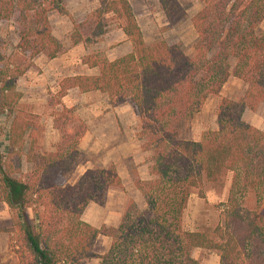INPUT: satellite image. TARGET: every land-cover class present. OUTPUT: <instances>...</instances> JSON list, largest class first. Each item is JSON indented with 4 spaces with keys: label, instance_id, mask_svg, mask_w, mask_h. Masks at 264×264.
Wrapping results in <instances>:
<instances>
[{
    "label": "trees",
    "instance_id": "trees-1",
    "mask_svg": "<svg viewBox=\"0 0 264 264\" xmlns=\"http://www.w3.org/2000/svg\"><path fill=\"white\" fill-rule=\"evenodd\" d=\"M96 1L88 21L91 34L101 35L103 17L112 14L131 51L113 60L83 58L98 73L60 80L55 103L62 110L53 122L61 127L72 111L61 103L71 88L104 93L112 104L128 100L139 120L140 148L150 154L151 178L134 180L148 215L129 198L116 226L94 227L82 220L89 202L102 205L109 188H123L112 164L85 170L75 185L56 183L80 162L77 144L84 131L63 128L62 141L39 156L37 171L17 176L20 151L27 140L32 150L39 130L33 115L17 108L21 94L15 80L31 63L24 65V53L30 60L39 53L52 59L61 51L47 14L65 11L62 0H0V19L16 17L20 27L18 50L8 56L0 51V113L9 121L7 151H0V202L15 211L12 226L4 230L14 264H82L92 258L99 264H202L192 256L194 249L217 252L218 264H264V210H259L264 199V131L242 119L244 109L264 101V32L258 30L264 0H204L191 18L197 35L191 57L165 40L147 44L129 0ZM158 3L170 25L186 17L179 0ZM76 35L75 29L74 43ZM228 57L234 59L231 74L246 84L243 97L222 99L217 130L199 141L181 139L179 122L219 92L228 76ZM228 173L220 222L206 230L184 229L190 195L198 191L203 196L206 183L218 184ZM250 194L255 198L252 207L243 200ZM99 235L109 237L110 245L96 255L92 247Z\"/></svg>",
    "mask_w": 264,
    "mask_h": 264
},
{
    "label": "rangeland",
    "instance_id": "rangeland-1",
    "mask_svg": "<svg viewBox=\"0 0 264 264\" xmlns=\"http://www.w3.org/2000/svg\"><path fill=\"white\" fill-rule=\"evenodd\" d=\"M129 2L147 44L165 40L169 44L179 45L189 57L193 56V46L197 40V35L192 27L191 18L204 6V0H179L186 12V17L173 26L168 23L158 0H129ZM97 5L96 0H62L65 13L51 10L47 14L51 34L62 45L61 51L56 56L62 58V61L56 65H60L58 70L61 75L56 78L49 72L45 73L44 70L38 69L34 71V75L36 74V77L44 75L43 81L46 87L43 90L38 88L34 92V98L27 95L29 92L22 91L24 96L19 101L17 108L23 114L33 115V123L39 131L38 139L32 150H29V141L27 140L20 151L22 165L21 173L17 176L26 177L37 171L39 156L43 152L53 151L54 146L62 141L63 128L71 129L76 134L84 131L77 144L81 159L79 163L88 161L90 168L105 167L112 164L118 170L119 176L123 178H121L123 191L121 188H109L107 190L104 203L101 205L104 210L109 213L112 209L120 208L122 202H125L123 212L128 199L132 198L138 208L145 215H148L143 197L134 186V180L136 178L141 179V174H147L148 179L151 178L149 174L150 154L140 148V142L136 137L139 120L128 100L112 104L106 94L98 91L86 95H80L76 90L69 91L61 99V103L72 108V111L67 113L68 117L65 118L61 127L57 128L53 122L54 117L61 116L62 106L55 103L58 98L60 80L69 74L91 75L86 73V69H83L85 67L79 65L83 58L97 55L100 58L113 60L131 51L130 42L122 33L112 14L103 17L104 32L101 35L94 36L91 34L93 24L88 23V21ZM16 19V17L0 19V51L7 56L18 50L20 27ZM75 29L77 30L75 36L78 40L77 43H74L72 39V33ZM258 30L264 32V20L258 24ZM27 56L28 52L24 53L22 58L24 65L31 62ZM45 57L48 58L46 55ZM226 61L228 76L219 92L208 95L196 112L179 122L178 130L181 139L199 141L207 132L217 130V113L222 99L238 101L243 97L246 84L231 74L234 59L228 57ZM56 66L53 65L52 68ZM95 70L98 73V68ZM25 84V82L20 84L21 89L25 88ZM242 119L264 131V101L258 104L255 109H244ZM77 127L80 129L78 130ZM8 128L9 121L6 113H0V151L3 153L7 151ZM113 161L117 164L114 165ZM65 178L66 176H58L56 183L68 185L64 184ZM230 179L231 174L228 173L218 184L206 183L203 186V196L198 191L190 195L182 216L184 229L190 231L206 230L213 228L220 222ZM108 192L109 197H107ZM243 200L252 207L255 198L250 194L245 195ZM259 210H264V199L260 202ZM10 211L13 216L15 211ZM92 250L96 255L106 252L102 243L95 249L93 245ZM192 256L202 264H218V253L215 251L194 249ZM14 263L15 255L10 249L7 256H0V264ZM82 264H99V259L92 258Z\"/></svg>",
    "mask_w": 264,
    "mask_h": 264
},
{
    "label": "crops",
    "instance_id": "crops-1",
    "mask_svg": "<svg viewBox=\"0 0 264 264\" xmlns=\"http://www.w3.org/2000/svg\"><path fill=\"white\" fill-rule=\"evenodd\" d=\"M60 61H62L61 57L60 58L54 57L52 59H49V58H46L45 55L42 53H39L34 58H32L31 63L26 69V71L24 72V74L15 80L16 90L20 92L21 94L20 100L24 96L22 94V91L29 92L27 95L34 98L35 97L34 92H36L38 88H40V90H43V88L46 87L43 81L44 75H39L36 77V74L34 75V71L38 69L44 70L45 73L49 72L51 75L57 78L59 75H61V73H59V70H58V67L60 65L56 66ZM53 65H55L56 67L52 68ZM79 65L80 67H85L83 69H86L87 74H91V75L97 74L95 70L97 69V67H89L88 65L83 64L82 62H79ZM71 75H75V74H69V76ZM22 82L26 83L25 84L26 86L24 89H21L20 87V84ZM75 90L80 95H86V94L91 93V92L80 93L76 88H71L68 90V92L75 91ZM113 164L116 165L117 163L113 161ZM88 168H90V163H88V161L86 163H78L76 167L74 168V170L69 175L66 176L64 184L74 185L78 181V179L81 177V175L85 172V170H87ZM141 179H148L147 174L146 175L141 174ZM121 191H123V189H121ZM107 197H109V192H108ZM124 205H125V202H122V205L120 206V208L112 209L110 210L109 213H107L106 210H104L103 206L90 202L85 207L82 213V219H84L85 222L89 223L90 225L94 227H100L101 225L116 226L120 220V215H121ZM11 226H12L11 211L5 203L0 202V256H7L9 253L8 244H7L8 233L4 231L3 229L9 228ZM101 243L104 246V251H107L110 245V238L107 236L99 235L95 240L94 249Z\"/></svg>",
    "mask_w": 264,
    "mask_h": 264
}]
</instances>
